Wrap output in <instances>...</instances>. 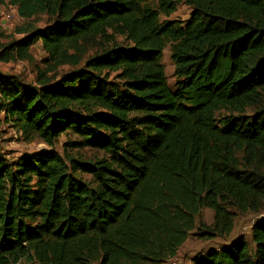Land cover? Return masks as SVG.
I'll use <instances>...</instances> for the list:
<instances>
[{"label":"trees","instance_id":"trees-1","mask_svg":"<svg viewBox=\"0 0 264 264\" xmlns=\"http://www.w3.org/2000/svg\"><path fill=\"white\" fill-rule=\"evenodd\" d=\"M6 3L46 25L0 31V63L31 61L36 45L46 57L37 85L0 72V125L49 149L0 156V264H166L203 209L205 240L230 236L237 214L262 217L251 244L191 264H264V0ZM181 4L188 20H162ZM63 135L103 157L60 155Z\"/></svg>","mask_w":264,"mask_h":264},{"label":"rangeland","instance_id":"rangeland-1","mask_svg":"<svg viewBox=\"0 0 264 264\" xmlns=\"http://www.w3.org/2000/svg\"><path fill=\"white\" fill-rule=\"evenodd\" d=\"M146 4L151 7H156L158 0H145ZM191 9L181 4L178 6L176 13L166 18L162 16V20H188ZM31 22L35 27L42 28L46 25V18L39 16L31 21L24 20L18 14L16 7L6 3L0 6V31L6 36L5 42L11 39L18 40L23 35L17 33V30ZM121 40V39H119ZM92 51L90 52V54ZM31 61L11 62L8 64L0 63V72L8 79L15 78L24 85H37L38 71L43 69V60L46 57L40 45H36L31 52ZM162 64L165 70L166 78L170 87H174L176 83L175 68L171 59L170 48L167 47L163 53ZM73 70L71 66H64L58 69V73H67ZM3 116V114H1ZM79 138L73 135H63L56 142L52 148L60 155L64 156V152L72 154L76 158L85 160H93L98 157H103V154L90 149H74L67 146L69 142H78ZM49 149V146L39 140L28 141L16 129L7 124L0 125V156H4L8 161L15 162L18 159L34 155L41 151ZM88 178V177H87ZM256 214H237L234 230L230 236L221 238L216 237L212 240H205L200 238L197 234L202 233L198 230L200 224L211 226L213 224L214 214L209 209H203L196 220L197 228L193 231L187 241L179 249L175 261L176 264H191V260L198 255L209 251L210 249H217L225 247L236 241L239 237H244L250 244L252 241L251 230L254 223L261 218ZM166 264H171V261Z\"/></svg>","mask_w":264,"mask_h":264},{"label":"built area","instance_id":"built-area-1","mask_svg":"<svg viewBox=\"0 0 264 264\" xmlns=\"http://www.w3.org/2000/svg\"><path fill=\"white\" fill-rule=\"evenodd\" d=\"M171 264H176V263H173V261H171Z\"/></svg>","mask_w":264,"mask_h":264}]
</instances>
